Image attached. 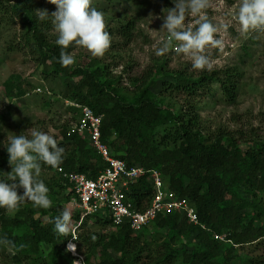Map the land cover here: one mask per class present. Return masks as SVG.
I'll list each match as a JSON object with an SVG mask.
<instances>
[{"label":"trees","instance_id":"trees-1","mask_svg":"<svg viewBox=\"0 0 264 264\" xmlns=\"http://www.w3.org/2000/svg\"><path fill=\"white\" fill-rule=\"evenodd\" d=\"M38 1L0 0V14L6 13L11 15L10 20L15 17L21 21L27 30L26 43L28 47H34L32 51L43 75L63 80L65 100L87 106L103 116L102 140L109 146L111 154L131 167L140 165L146 170L160 171L167 188L177 198L190 200L200 222L194 226L180 214L159 217L151 226L164 231L167 242L163 244L164 251L151 256L148 255L152 251L151 245L142 241L143 233L151 226L136 235L138 233L128 226H112L111 221L102 217L92 218L114 227L117 234L102 236L96 244L89 235L82 234V241H93L86 246L85 264H94L91 259L95 253H99V264H238L234 260L237 251L264 240V200L261 197L264 195V143L259 142L255 148L244 150L242 145L248 139L242 130L237 137L228 133L216 137L204 134L192 104H188L186 112L175 113L165 107L164 99L152 92L157 88V70L140 80L135 79L138 88L129 98L115 87L120 78L114 80L109 73L106 76L103 68L90 70L74 64L62 66L59 63L60 47L46 44L45 31L52 26L51 20L42 22L36 18V10H47L51 16L56 6L49 3L47 9ZM106 1L121 4L133 0ZM130 31L129 26H122L119 34L129 41ZM67 51L70 52V48ZM223 74L220 77V73L204 72L195 78L181 73L171 87L182 91L188 98H195L201 91L212 93V84L218 83L223 98L235 103L240 73L235 68ZM70 110L77 112L74 108ZM68 130L69 123L58 127L61 139L58 144L65 147L66 154L63 163L54 169L59 181L52 194L63 195V200L70 203L75 193L64 176L83 174L95 180L108 165L90 148L84 137L70 135ZM6 164L7 158L0 155L1 177L8 173ZM59 168L62 173L58 172ZM150 194L147 177L131 189V197L137 203L149 198ZM48 209L27 205L14 217L5 215L6 210L0 209V238L12 242L13 246L9 248L15 253V263L21 264L24 258L29 264H56L72 239L71 234L61 235L54 230V218L61 212L55 207ZM37 212L42 217L49 216V221L44 223L43 218H36ZM80 217L78 211L76 215L72 212L71 222L78 224ZM225 232L230 234L233 245L214 240L215 234ZM182 239H190L192 242L188 244L194 246L193 250L175 251L171 248L170 241ZM78 241L77 238L76 243ZM43 245L51 246L53 252L44 257ZM73 261L71 258L70 264Z\"/></svg>","mask_w":264,"mask_h":264},{"label":"rangeland","instance_id":"rangeland-1","mask_svg":"<svg viewBox=\"0 0 264 264\" xmlns=\"http://www.w3.org/2000/svg\"><path fill=\"white\" fill-rule=\"evenodd\" d=\"M38 2L44 4L45 8H50L47 0ZM238 5L239 0H210V20L218 26L227 25V28L221 27L217 34L223 40V48L209 46L205 50L217 62L211 72L192 69L191 62L178 53L180 42L177 41L172 42L165 55L154 54L155 49L167 39V32L161 28L168 8L174 7L172 0H133L121 4L92 0L91 6L104 13L105 30L110 35L111 45L102 57H93L87 49L79 46L70 47L69 53L75 58L74 66L90 70L103 68L106 76L109 73L114 80L120 78L115 87L123 96L129 98L133 97L138 88L134 80L154 74L157 70V88L152 89V92L164 99L166 108L174 110L175 113H184L188 104H192L196 108L204 134L216 137L228 133L237 137L242 130L248 139L242 148L248 150L255 148L259 142L264 143V29L242 35L234 20ZM10 16L6 13L0 14V155L7 158L5 168L8 172L11 171V166L4 146L10 137L21 133L30 136L31 131L39 130L57 138V143H60L58 127L70 123L72 117L74 121L77 115L70 110V101L64 99L63 80L46 78L43 75L42 67L32 51L34 47H28L26 43V28L19 19L14 17L10 20ZM194 21L195 18H186L185 25L191 22L195 27ZM122 26L130 27L129 41L119 34ZM45 32L46 44L56 45L57 33L54 26ZM106 66L109 67L107 70ZM235 68L241 76L235 103H229L223 98L218 83L212 84V93L201 91L195 98H188L182 91L171 87L181 73L197 78L204 72H216L223 77L226 70ZM39 179L49 188V197L52 200L50 208L55 207L59 212L67 208L71 213L77 214L71 203L63 200V195L53 196L52 189L59 181L53 168L42 166ZM55 190L60 192L59 189ZM17 191L18 194H23V189ZM261 197L264 200V195ZM27 205L33 207L30 202H25L18 210L6 211L4 214L14 217ZM35 217L43 218L44 223L49 221V216L42 217L38 212ZM83 223L85 226L81 225L82 227L80 223H72L74 227L69 233L79 240L76 251H70L67 245L66 251L64 249L61 252L56 264H70L71 258H74L72 264H85L86 246L93 241L96 244L102 236L117 234L114 233V227L103 225L98 220L88 219ZM82 234L89 235L93 241H82ZM140 234L142 233L136 235ZM143 234L142 241L151 245L152 249L148 255L158 256L164 251L163 244L167 242L164 231L151 226ZM188 242L192 241H170V246L175 251L193 250L194 246ZM41 249L44 257L53 252L49 245H43ZM234 256L238 264H247L249 261L252 264H264V240L237 251ZM14 257L15 253L9 246H0V264H17ZM99 261V253H95L91 262L99 264ZM21 264L29 263L22 258Z\"/></svg>","mask_w":264,"mask_h":264},{"label":"clouds","instance_id":"clouds-1","mask_svg":"<svg viewBox=\"0 0 264 264\" xmlns=\"http://www.w3.org/2000/svg\"><path fill=\"white\" fill-rule=\"evenodd\" d=\"M48 2L56 6V11L49 16L47 10H36V18L42 22L51 20L57 33L55 43L61 49L59 63L62 66L68 67L75 63V58L67 51L70 47H83L93 57H102L105 54L111 45V38L105 30L104 13L91 6L92 0H48ZM172 3L174 7L168 8L161 28L167 32V39L155 49L154 54L156 56L165 55L169 52L172 42L177 41L180 42L178 53L191 62L192 69L213 71L217 62L206 54L205 50L209 46L223 48V40L218 38L217 34L221 27L227 28V25L218 26L210 20L208 15L210 0H172ZM186 18H195V27L191 22L186 26ZM234 20L242 35L264 29V0H239ZM71 103L77 104L76 102ZM70 104L68 105L71 108L76 109ZM76 113L77 118L79 110ZM4 147L9 154L11 171L6 173V177H0V209L13 212L25 202H30L34 208H50L52 200L49 197V188L39 177L42 166L55 169L63 163L66 154L65 147L59 146L52 135L39 130L31 131L30 136L22 133L15 134L8 139ZM18 188L23 189V194H18ZM129 194L131 195V191ZM71 216V211L65 208L60 215L54 218V230L58 234L67 235L72 231L74 226ZM80 216V227L85 220L98 217L95 215L82 218L81 213ZM102 218L108 220V218ZM224 234L226 235L224 240L215 239V235L219 234H215L213 238L218 242L233 245L229 233L225 232L219 236ZM76 240L77 237H72L67 243L69 250L76 251ZM0 246L13 245L11 241L0 238Z\"/></svg>","mask_w":264,"mask_h":264},{"label":"built area","instance_id":"built-area-1","mask_svg":"<svg viewBox=\"0 0 264 264\" xmlns=\"http://www.w3.org/2000/svg\"><path fill=\"white\" fill-rule=\"evenodd\" d=\"M70 105L79 110V117L74 121V117L71 118L69 134L84 137L91 149L108 165L95 180L83 174L64 176L75 193L70 201L72 208L79 211L82 218L95 215L107 217L113 226H128L136 233L150 227L159 217L173 214L183 215L189 224L199 225L197 211L190 200L177 198L167 188L160 171L129 167L126 162L113 157L109 146L102 140L103 116L87 106ZM58 172L63 170L59 168ZM144 177H147L151 194L137 203L129 193L133 185L140 183ZM225 238V234L215 235L216 240Z\"/></svg>","mask_w":264,"mask_h":264}]
</instances>
